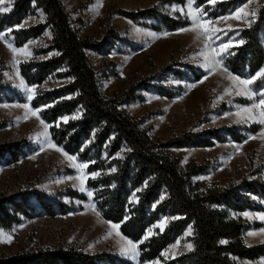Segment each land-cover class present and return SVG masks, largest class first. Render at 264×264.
<instances>
[{
    "label": "trees",
    "instance_id": "1",
    "mask_svg": "<svg viewBox=\"0 0 264 264\" xmlns=\"http://www.w3.org/2000/svg\"><path fill=\"white\" fill-rule=\"evenodd\" d=\"M164 1L185 4V0H160L161 3ZM243 2L219 1L212 9L209 0H196L198 6L209 8L208 15L215 18ZM37 8L42 10L45 20L29 27L13 28L12 34L15 45L22 46L30 39L40 37L46 29L51 31V43L34 51L35 54L50 53V56L23 61L20 72L27 83L37 87L32 105L41 109V116L50 124L53 141L67 153L87 162L89 174L100 173L95 178L90 175L87 180L93 191V201L104 219L119 224L125 237L141 241L162 215L171 217L163 230H157L139 244V264L156 259H159L158 264H241L236 258L256 260L264 257V243L249 245L244 239L247 228H258L261 223L252 225L241 216H234V213L246 210L264 212V180H249L244 176L225 185L203 188V182H196L193 177L206 173L208 164L192 159L183 165L180 158L166 151L172 147H211L217 141L229 138L241 142L246 132H256L261 125L245 126L246 132H238L237 126L186 131L167 140L154 141L148 129L142 127L145 116L135 118L122 108L141 97L139 89L150 90V78L132 83L121 97L105 95L88 50L110 52L114 44L80 36L62 0H16L9 12L0 14V32L20 25ZM118 13L137 23L154 20L157 28L170 31L190 24L188 18L171 15L159 3L134 11L120 9ZM263 29L264 4L257 21L243 29V43L233 46L227 55L226 63L236 75L249 78L264 66ZM112 34L109 30L106 36ZM173 74L199 81L205 72L187 65V70H173ZM50 79L64 82L43 87ZM158 89L163 95H173L163 87ZM2 92L0 84V99ZM5 95L8 100L14 99ZM66 116L69 117L67 122L63 120ZM73 116L77 118L72 119ZM27 146L26 139L1 142L0 160L18 161ZM62 193L86 199L75 189H65ZM33 194L37 204L31 202L30 192L0 193V227L9 229L23 218L42 214L55 216L72 209L61 197H51L40 191ZM188 227L192 229L189 237L192 248L172 258L164 257L163 251ZM0 264L138 263L114 253H87L60 245L0 256Z\"/></svg>",
    "mask_w": 264,
    "mask_h": 264
},
{
    "label": "rangeland",
    "instance_id": "2",
    "mask_svg": "<svg viewBox=\"0 0 264 264\" xmlns=\"http://www.w3.org/2000/svg\"><path fill=\"white\" fill-rule=\"evenodd\" d=\"M15 1L3 0V3H0V8L9 10L0 11V14L9 12ZM62 1L80 36L92 37L103 42L106 40V44H114L110 52L88 50L90 61L98 72L101 88L105 95L121 97L132 83L140 81L144 77L150 78V90L139 89L138 94L141 97L124 104L122 108L135 118L145 116L142 127L148 129L154 141L167 140L173 135L186 131L222 130L233 126H237L238 132H246L245 126L260 124L251 120L247 123L242 122L235 115L239 108L250 106L253 101L246 95L236 94V88L229 78V73L241 79L247 78L233 73L226 63V58L233 46L242 44L239 43L244 40L242 31L257 21L264 0H244L241 5L235 8L243 6L245 12L249 13L246 19L250 23H245L243 19L219 20V17L228 16L235 9L217 18L211 17L207 13L209 8L198 6L195 0L193 7L202 8L205 19L218 21L214 26H209L210 29L212 27L217 29L212 40H207L204 36L197 40L195 32L181 31L185 28L191 29V20L186 14L173 11L172 6L183 8L186 13L187 0L184 5L173 1L161 3L160 0ZM219 1L226 0H217V2ZM217 2L214 5L209 3L210 8L213 9ZM157 3L175 17L188 18L190 24L170 31L157 28V23L154 20L145 19L141 23H137L118 13L120 9L134 11ZM252 12H255L254 16L251 15ZM44 20V13L37 8L18 26L29 27ZM18 26L7 27L0 32V34L6 33L4 40H0V84L3 89L0 99V143L26 139L29 146L24 148V152L16 162L0 160V193L15 195L30 192L31 202L37 204L33 192L40 191L51 197H61L63 201L72 206V209L55 216L42 214L23 218L21 222L9 229L0 227V230L11 235L10 242L6 239L0 242V256L24 250L36 251L41 248H54L63 245L67 248L75 247L87 253H114L139 264V255L133 258L131 255L121 254V246L129 238L121 233L120 226L118 229L112 228L113 224L118 223L102 217L93 201V194L89 198L87 191H79L80 181L75 179L80 174L79 170L73 168L71 162L61 152L48 146L50 141L66 152L53 141L50 124L39 112L40 119L49 125L47 129L49 135L46 139L43 135L45 131L43 124L36 116H33L25 108L16 107V105L28 104L29 108L37 109L32 105L33 99L29 101L28 93L19 86L21 79L29 87L35 86L27 83L22 76L20 64L25 60L43 59L50 56V53L35 54L34 51L36 48L47 47L52 40L50 29H46L40 37L30 39L22 46H17L12 29L19 28ZM136 29L141 31L137 32ZM109 30L113 31L114 35L107 37L106 33ZM147 32L157 35L150 37L145 35ZM262 39L264 42V29ZM5 41L10 42L17 49L27 45V50L31 52V55L19 54L14 57ZM224 44L228 45L227 49L221 47ZM205 45H208V49H205ZM213 48L217 51L211 52ZM202 50L207 52L209 59L214 56L221 61L215 70L212 66H209L208 70L203 67L206 61ZM187 65L204 70L205 75L201 80L196 81L180 78L173 74V70H187ZM165 67H169V69H165ZM261 69H264V66ZM63 82L50 79L43 87L56 86ZM158 87L171 91L173 95H163L159 92ZM250 87L254 90L264 88V77L257 79ZM226 89H232L231 95H225ZM5 94L13 96L14 99H6ZM19 97L23 99H19ZM254 111L258 112V110ZM241 115L246 114L242 113ZM262 129H264V125H261V128L256 132H246V136L241 142L229 138L226 141H217L211 147H172L167 148L166 151L172 156L180 158L183 165L192 159L200 164L207 163L209 170L193 177L194 181L203 182V188L215 184L225 185L230 181L240 180L244 176H247L249 180L253 178L264 180V139L258 136ZM251 136H257V138L251 139ZM75 157L77 158V156ZM76 162L83 161L77 158ZM84 171L89 178L90 174L87 169ZM87 180L84 182V186L93 193L87 185ZM65 189L78 190L86 196V199L64 195L62 192ZM89 205H94L96 211L93 212ZM97 212L99 215L96 214ZM245 212L251 213L252 217L244 216ZM261 215H264V212L254 210L234 213V216H241L246 223L252 225L256 222L261 223L258 228L249 227L245 230L244 239L249 245L264 243V233H261V229H264V221L259 219ZM170 220V216L162 215L155 224L149 227L142 238L143 241L149 239L157 230H161L162 221L164 222L163 230ZM189 229L191 228L185 229L183 234L163 251L164 257L172 258L190 250L186 247L187 244L192 245L189 240L192 229L191 232ZM249 232H256L257 235L248 236ZM121 237L125 239H121ZM145 237L147 238L145 239ZM236 259L241 264H264V257L256 260ZM158 263L159 259L148 262V264Z\"/></svg>",
    "mask_w": 264,
    "mask_h": 264
},
{
    "label": "snow or ice",
    "instance_id": "3",
    "mask_svg": "<svg viewBox=\"0 0 264 264\" xmlns=\"http://www.w3.org/2000/svg\"><path fill=\"white\" fill-rule=\"evenodd\" d=\"M217 2V0H209V3L211 4H215ZM0 3H3V0H0ZM195 3V0H187V12H184L183 8H180L178 6L173 5L172 6V10L173 11H179L182 14H186V16L188 18H190L191 23H192V27L191 29L185 28V29H181V31H193L196 33V39L199 40L201 36H204L207 40H212V37L214 35V33L217 31V29L215 27H212L210 29L209 26H214L216 23H218V21H213L211 19H205V13L203 11L202 8H194L193 5ZM9 9H3L0 8V11H8ZM249 15L248 12H245V9L243 6L237 8L234 10L233 13H230L228 16H221L219 17V20H223V21H227L229 19H236V20H241L243 19L245 23H250L249 20L246 19V17ZM252 16L255 15V12L251 13ZM18 27H22L18 26ZM11 31V30H8ZM137 32H140V29H136ZM6 34V33H5ZM5 34H0V40H4V36ZM145 35L147 36H156V33H152V32H147L145 33ZM164 35H167V33H164ZM7 47L10 49V51L13 53V56L15 57L16 55L19 54H23V55H27L30 56L31 52H29L27 50V45H25L24 47L17 49L15 47L12 46V44L8 41H5ZM239 43H243V41H239ZM224 49H227L228 45L224 44L221 46ZM205 49H208V45H205ZM217 50L215 48L211 49V52H216ZM202 54H204L205 56V61L206 63L203 65V67H205L206 70H208L209 66L213 67V70H215L216 66H219L221 61L217 60L214 56L209 59L207 52H205L204 50H202ZM224 71H227V69H224ZM264 77V69L259 70L257 73H255L253 76L247 78V79H241L237 76H232L229 73V78L233 81V86L236 88V94L237 95H246L248 99L252 100L253 103L250 106H246V107H241L239 108V110L235 113V115L237 117H239L240 121L247 123L248 121H256L258 123H260L261 125H264V88L261 89H253L252 86L254 84V82L261 78ZM20 87H22L27 93H28V97L27 99L29 101H31L33 99V96L36 94V87L32 86L29 87L28 85H26L24 83V81L21 79L20 80ZM232 93V89H226L225 90V95H231ZM258 97V99H257ZM222 98V97H221ZM4 107H7V105H4ZM16 107H22L27 109L33 116H36V118L40 121L41 124H43V127L45 129V131L43 132L44 137L47 139L48 137V131L47 129L49 128V125L44 123L43 120L40 119V117L38 116V113L41 111L40 108L37 109H31L29 108L28 104H24V105H16ZM254 110H258V112H255ZM242 113L246 114V115H241ZM72 119H76V116L71 117ZM69 119V117H63V120L65 122H67V120ZM58 126V125H57ZM259 138L264 139V129L261 130V132L258 134ZM251 139H256L257 136H251ZM48 146L54 148L56 151L61 152L66 159L71 162V166L75 169L79 170V176L75 177V179L80 181V187H79V191L81 192H85L87 191V195L89 198L92 197V192L88 191L85 186H84V182L88 179V174H85V169H87L89 167L88 163H84V162H80L77 163L76 160L77 158L73 155H69L66 152H63V150L56 146L55 144H52L50 141L48 142ZM112 171H115V169L113 168ZM92 176V178H95L96 176L100 175L99 172H92L90 174ZM69 179H72V177H69ZM89 207H91L92 211L95 212V206L94 205H89ZM97 215H99V213H96ZM244 216H247L249 218L252 217L251 213L245 212L243 213ZM260 220L264 221V215H261L259 217ZM163 221L161 223V230L163 228ZM112 228L114 229H118L119 225L118 224H113ZM189 232H191V229H189ZM261 233H264V229H261ZM117 235H119V233L117 232ZM248 236H255L257 235L256 232H249L247 233ZM147 237H145L146 239ZM8 240L9 242L11 241V235L8 233L3 232V230H0V242H3L4 240ZM121 239H125L123 237H121ZM143 243V239L139 242H133L132 240H126V243L124 245L121 246V254L124 255H131L133 258H135L136 256L139 255L138 252V248H139V244ZM221 243H226V241H221ZM186 247L188 249L192 248L191 244H187ZM164 255H166V253H164Z\"/></svg>",
    "mask_w": 264,
    "mask_h": 264
}]
</instances>
